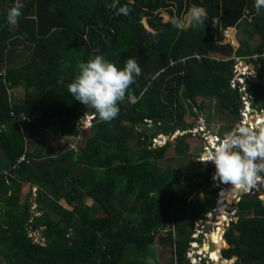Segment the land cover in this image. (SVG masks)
<instances>
[{
    "label": "trees",
    "instance_id": "16d2710c",
    "mask_svg": "<svg viewBox=\"0 0 264 264\" xmlns=\"http://www.w3.org/2000/svg\"><path fill=\"white\" fill-rule=\"evenodd\" d=\"M17 2L22 16L11 28L7 9ZM113 2L0 0V264H159L161 250L166 264H191L185 251L192 220L214 205L212 166L195 158L182 168L157 164L167 148L185 155L199 135L160 146L151 138L190 129L205 98H214L216 113L236 114L231 55L258 54L248 89L264 108V9L257 14L255 0H119L130 8L120 16ZM192 5L205 10L203 25L174 28L170 18ZM235 26L237 45L219 43L221 29ZM19 46L26 53L16 60ZM94 49L120 68L134 58L142 69L130 87L136 103H119L111 122H100L67 90L77 62ZM17 86L21 97L10 100ZM146 120L153 132L137 127ZM52 126L74 146L53 153L43 145L37 133ZM259 187L264 193V183ZM196 189L201 195L192 200ZM236 206L219 253L235 257L232 264H264V202L245 195ZM33 231L38 241L28 235Z\"/></svg>",
    "mask_w": 264,
    "mask_h": 264
},
{
    "label": "clouds",
    "instance_id": "9594fccd",
    "mask_svg": "<svg viewBox=\"0 0 264 264\" xmlns=\"http://www.w3.org/2000/svg\"><path fill=\"white\" fill-rule=\"evenodd\" d=\"M23 7V3L17 2L7 9L6 20L10 25L18 23ZM254 7L260 14L264 9V0H255ZM110 8L117 16L130 13V8L120 5L119 0H114ZM188 16L193 26L203 25L205 10L192 5L188 9ZM170 23L174 28H180L183 22L178 17H171ZM141 72L134 58H127L120 68L94 49L86 61L77 62L76 73L67 90L75 100L95 110L100 122H111L120 113L119 103L125 99L136 103L137 98L131 94L130 87L136 83ZM207 141L209 150L199 162L207 164L211 161L214 164V179L219 178L232 188L244 191L264 183V122L253 127L238 126L219 142L217 137L209 135Z\"/></svg>",
    "mask_w": 264,
    "mask_h": 264
},
{
    "label": "rangeland",
    "instance_id": "374dc122",
    "mask_svg": "<svg viewBox=\"0 0 264 264\" xmlns=\"http://www.w3.org/2000/svg\"><path fill=\"white\" fill-rule=\"evenodd\" d=\"M180 20L183 22L182 23V27H184V26L188 25V23H190L189 22L190 21V17L188 16V11L181 16ZM11 28H13V25L11 26ZM25 53L26 52L24 51L23 47H21V46L15 47L14 48V52H13V54H14V57L13 58L16 57L15 59L17 60L18 57L21 58ZM232 63H234L233 60H232ZM232 63H231V65H232ZM16 93H17L16 95H18L19 97H21L22 90L20 89V90L16 91ZM15 97H16L15 94L14 95L12 94L11 99L13 100ZM197 102H198V97L195 98V103H197ZM206 104H208V105L206 106ZM210 106L213 107L214 104H212L211 102L209 103L207 101V99H205V101H203V105H202V107H204L203 110H202L203 113L202 114L201 113H198L197 118L195 119L193 125L194 126H197L198 124L201 123V120H203L204 126L206 127V129H208V132L209 133L215 134L216 136H219L220 138H222V137H224V131L227 130V128H225V130H223L224 128L219 129V130H218V128H216V126H218V124H216V123H217V121H219V118L217 116H213V119L210 118V115H212L213 113H216L217 112L216 109H215V107H214V111H213ZM203 114L206 115L207 121L208 122L211 121L212 124L211 123L209 124L205 120V116H203ZM217 114H219V113H217ZM221 115L223 116V114H221ZM143 123L144 124L142 125V127L140 125H137V127L139 129L144 130L146 133L153 132L155 130V127H153L150 124L149 121H143ZM206 123L209 124L208 125L209 128L206 125ZM235 125L232 124V127L229 130V132H231L232 128H234ZM219 126H221V125L219 124ZM223 127H225V125H223ZM181 131L176 129L171 134L157 133V134H155V136L156 135H162L163 137H166L165 140H167V139H169L170 137H173V136L174 137H177L179 134L184 136V134H185L184 131H182V132ZM196 133H198V131L197 132H194V133H190L187 137L193 138V136H195ZM199 133H200V136L202 137V135L204 133H207V132L205 131V132H199ZM37 137L43 143V145H45L46 147L48 146L52 150L53 153H57L60 150H63V149H66L68 147H73L74 146V142L71 140V138L64 139L62 136H60L58 134L57 130L53 126L52 127H48V128H42V129H40L38 131V133H37ZM152 139H153V137H152ZM174 139H172L171 142H173ZM160 141L161 140H158L157 138H155L154 140H152L151 146H155V143H157V146L162 145V144H158V143H160ZM207 142L208 141L206 140V143ZM206 143H205L204 139H202L199 143L190 144V147H189L190 149H189V151L185 155H176V154H174L172 152L171 148H167L165 150L164 156L161 159L157 160V164L159 166H169V167H172V168H182V167H185V166H187L189 164V162L192 159L201 156V153L205 149V145L209 148V146ZM129 145H133V142L130 141L129 142ZM209 163H211L212 165H214L211 161H209ZM210 178H211L210 186L211 187H215L217 190L220 187H221L220 189H222V187L228 185V184H225V183L221 182L219 179L218 180H213L212 179V175L210 176ZM255 188H258V186H256ZM27 190H28L27 185L24 184V185L21 186V189H20V200L23 199V196L25 195V193L27 192ZM217 190H216V192H217ZM239 191H241V193L243 195L246 194V196L247 195H249V196H255L256 195V197L258 199H260L262 202H264V197L262 198V196H264V193H262L261 190L259 191V189L257 191H255L254 193L249 192V193H252V194L242 192V190H239ZM201 192H202L201 189H196V191H194V192L191 193V195H190L191 199L192 200L197 199V197H199L201 195ZM216 192H215V198H216ZM30 194H31L30 197L32 198L33 195H34V188H31ZM238 199H239V196H238ZM217 200H218V198L216 199V203H215V199H214V205L211 207V208H214V211L210 215V220H209L210 224L208 225L207 229H204V231L202 232V235H203L202 248H204L205 241H207V240L209 241V236H210V233L211 232H213L218 226L219 227L222 226V228H225L226 229L228 227V225H227L228 224V220L229 219H232L233 216H236L235 215L236 214L235 208H236L237 202L239 200L236 201V198H235V199H232L229 202V204H228L233 210H235L234 213H232V210L228 209L227 207H223V217H225V218L221 222H219V220H218V218H219L218 215L219 214H216V212H215L216 211L215 209L217 208ZM59 203L61 205H63V206L65 205L64 202L61 199L59 200ZM126 203L127 204H131L130 200H126ZM224 203H223V205H224ZM215 204H216V206H215ZM31 205H32L31 206V209L33 210V208H34V202H32ZM83 205L86 206V207L89 206L90 205V200L87 199V198H84L83 199ZM125 212H128V210H126ZM225 229H224V231H225ZM224 231H223V233L221 235V238L222 239H223ZM28 235H30L33 238L34 241H38V239H39V234L36 231H33L32 233L30 232ZM226 246H227V244H226ZM226 246H223V247H226ZM157 252H159V251H157ZM160 252H161V254L159 256H157L158 257V260H159L158 263L159 264H166V259H167L166 252L164 250H161ZM226 260H228V261H225L224 260L225 261L224 264L226 262H228L226 264H232L233 263L232 258H228ZM203 264H208V262L203 261ZM213 264H215V263H213Z\"/></svg>",
    "mask_w": 264,
    "mask_h": 264
},
{
    "label": "built area",
    "instance_id": "2783aa9c",
    "mask_svg": "<svg viewBox=\"0 0 264 264\" xmlns=\"http://www.w3.org/2000/svg\"><path fill=\"white\" fill-rule=\"evenodd\" d=\"M235 32H236V30L234 27H225V28L221 29L220 34H219L220 42L226 43V42L230 41L232 35ZM260 55L264 57V52H262ZM257 56H258V54L252 53V54L246 55V56H231L230 57V58H232L234 63H232V65H231V74H230V77L228 79V87L230 89L236 91V93L238 95V110H237L238 111V120H237L235 127L232 128L231 131L236 130V128L238 126L253 127L258 123L264 122L263 111L261 109L254 108V106L251 103L253 96H252L251 91L248 89V83L250 84L253 81V78L255 77V72L253 70V66L251 64L252 63L251 61L255 60ZM196 57L198 58V55H196ZM20 117L26 119L22 115ZM91 117H92L91 114H87L81 120V126L83 128H88V126L90 124V118ZM146 121H148V120H146ZM182 131H184V133H187V132L194 133V132L198 131V133H196L195 135H199V136H200L199 132H205L206 131L207 133H204L202 135V137L200 136L202 139H204L205 143H206L207 137L209 135H213V136L217 137L218 142H219V140L223 139V137L220 138L219 136H216L215 134L209 133L208 129H206V127L204 126L203 120H201V123L198 124L197 126L193 125L190 129H185ZM156 136H161L163 138L162 135H156ZM156 136H154L153 139L151 138V142H152V140L157 138ZM163 143H164V141H160V143H158V144H163ZM206 144L209 146L208 142ZM150 145H151V143H150ZM155 145H157V143H155ZM207 150H209V148L205 145V149L201 153V156L196 157L195 159L198 161H201L203 153ZM21 159H22V157L20 156V157H18L17 161H19ZM209 164L212 166V171L209 174V181H211V178H210L211 175H212L213 180H218L219 178L214 179V175L216 172V169H214L215 168L214 165H212L211 163H209ZM220 188L218 190L216 189L217 192H216L215 203H216V199L219 196L218 192L221 190ZM257 190H258V188L254 187L248 191L242 190V192L254 193ZM252 193H249V194H252ZM240 197H239V199H240ZM235 198H236V201L239 200L238 196H236V195H234L232 199H235ZM225 204L227 205V203H224V205ZM215 206H216V204H215ZM228 209L232 210V213H234V211L236 210V208H235V210H233L230 206ZM213 211H214V208L206 209L204 211L202 218H196V219L192 220V224H191L192 228H191V231L189 233V240L187 242L188 248L185 251V257H186L187 261L191 264H198V263H200L201 260L208 262V264H213V263L216 264L217 263V262H213V260H211V258L209 257L208 247L202 248V244H203L202 232L204 231V229H207L208 225L210 224V222H209L210 215L212 214ZM230 220L231 219L228 220V223ZM227 225H229V224H227ZM224 229L225 228H222V226H220V236L222 235ZM197 238H199L198 241L196 240ZM207 241H205V244L207 243ZM218 253H219V249H218ZM221 260L224 261L226 259L222 258L219 254V262L217 264H221L222 263Z\"/></svg>",
    "mask_w": 264,
    "mask_h": 264
},
{
    "label": "crops",
    "instance_id": "0c3cea01",
    "mask_svg": "<svg viewBox=\"0 0 264 264\" xmlns=\"http://www.w3.org/2000/svg\"><path fill=\"white\" fill-rule=\"evenodd\" d=\"M1 8V7H0ZM2 9V8H1ZM0 9V10H1ZM235 28V30H236V32L232 35V37H231V39H230V41H228V42H226L228 45H230V46H236L237 45V40L239 39V30H238V28L235 26L234 27ZM218 42L219 43H221V44H223V42H220V40H218ZM231 56H234V55H231ZM231 56H229V58L231 57ZM224 59H226V58H224ZM253 66V65H252ZM253 69H254V67H253ZM254 72H255V70H254ZM257 79H256V72H255V77L253 78V81L255 82ZM21 89V87L20 86H17V87H14V88H11L10 89V91H9V98H10V100H12L11 99V96H12V94L14 95L15 94V98L13 99V100H16L17 98H19V96L18 95H16L17 93H16V91H18V90H20ZM252 96H253V94H252ZM205 99H207V101L210 103V102H212L213 103V101H214V98L212 99V98H205ZM205 99H204V101H205ZM199 101H200V97H198V102L197 103H199ZM251 103H252V105L254 106V108H256V109H261L262 111H263V114H264V108H262L261 106H259V105H257L256 103H254L253 102V97H252V100H251ZM211 105V104H210ZM195 106H193L192 107V109L194 108ZM211 107V106H210ZM214 107L215 106H213V107H211V109L214 111ZM203 113V112H202ZM201 113V114H202ZM221 114H223V116L221 115ZM203 116H205V120L207 121V117H206V115L205 114H203ZM213 116H217L218 118H219V121H217V123L216 124H218V126H216V128H218V130L219 129H222V128H224L223 130H225V128H227V130H225L224 131V135L226 134V133H228L229 132V130L231 129V127H232V124H236L237 123V120H238V111L236 112V114H231V113H228V112H226V111H221L219 114H217V113H213L212 115H210V118H212L213 119ZM192 118L193 117H191V120H192ZM208 122V121H207ZM209 124L211 123L212 124V122L211 121H209L208 122ZM208 123H206V125L208 126L209 124ZM219 124L221 125V126H219ZM223 125H225V127H223ZM208 128H209V126H208ZM258 189H259V191H260V187H259V185H258ZM244 195H246V194H244ZM243 195V196H244ZM241 198V197H240ZM216 211H217V209H215ZM236 211H237V206H236ZM220 248H222V247H220ZM219 248V249H220ZM220 254V253H219ZM221 256V255H220ZM225 261H228V260H225ZM224 261V262H225ZM224 262H222L221 264H224ZM227 263V262H226ZM225 263V264H226Z\"/></svg>",
    "mask_w": 264,
    "mask_h": 264
},
{
    "label": "bare ground",
    "instance_id": "6f19581e",
    "mask_svg": "<svg viewBox=\"0 0 264 264\" xmlns=\"http://www.w3.org/2000/svg\"><path fill=\"white\" fill-rule=\"evenodd\" d=\"M164 139V138H162ZM208 151V150H207ZM207 151H205L203 153L206 154ZM233 186L228 184L224 187H222V189L218 192V200H217V211L216 214H219V222H221L225 217H223V207H227L229 208L228 203L232 200L234 195H238V190L235 188H232ZM264 196H262L263 198ZM227 203V205H223V203ZM218 203H220V205H218ZM208 242V241H207ZM209 242L212 245V249L209 251V257L211 258V260H213V262H219V253H218V249L220 247L226 246L224 240L221 238L220 236V227L218 226L213 232L210 233L209 236ZM207 244V243H206ZM204 244V248H207L208 245ZM224 262V261H223ZM228 263V262H227Z\"/></svg>",
    "mask_w": 264,
    "mask_h": 264
},
{
    "label": "water",
    "instance_id": "95a60500",
    "mask_svg": "<svg viewBox=\"0 0 264 264\" xmlns=\"http://www.w3.org/2000/svg\"><path fill=\"white\" fill-rule=\"evenodd\" d=\"M156 137H157V139H159V140H161V141H164V142L166 141V140H165L166 137H163L164 139H161V138H162L161 136H156ZM174 138H176V137H174V136H173V137H170L168 140H172V139H174ZM237 192H238V195H237V196H239V197L242 196L241 191L238 190ZM205 210H206V209H204L203 211H205ZM236 218H237L236 216H233L232 219L229 221L228 224H231V222L235 221ZM196 240L198 241L199 238H197ZM207 245H208V250L210 251V250L212 249V245H211V243H210L209 241L207 242ZM234 259H235V257H232V261H234Z\"/></svg>",
    "mask_w": 264,
    "mask_h": 264
},
{
    "label": "flooded vegetation",
    "instance_id": "af4514ba",
    "mask_svg": "<svg viewBox=\"0 0 264 264\" xmlns=\"http://www.w3.org/2000/svg\"><path fill=\"white\" fill-rule=\"evenodd\" d=\"M242 197V196H241ZM218 205H220V203H218Z\"/></svg>",
    "mask_w": 264,
    "mask_h": 264
}]
</instances>
